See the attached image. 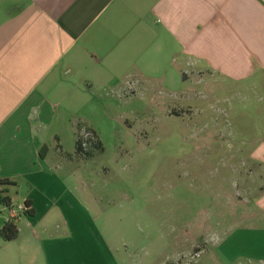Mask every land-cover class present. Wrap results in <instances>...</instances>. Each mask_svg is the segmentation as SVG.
<instances>
[{
	"label": "crops",
	"instance_id": "crops-1",
	"mask_svg": "<svg viewBox=\"0 0 264 264\" xmlns=\"http://www.w3.org/2000/svg\"><path fill=\"white\" fill-rule=\"evenodd\" d=\"M177 70L264 80V0H0V181L13 183L11 208L35 211L16 222L17 239L0 237V264H115L69 183L85 161L77 130L100 139L128 79L141 83L135 96ZM256 200V217L219 239L217 264L264 261V194ZM11 208L0 207V230Z\"/></svg>",
	"mask_w": 264,
	"mask_h": 264
},
{
	"label": "rangeland",
	"instance_id": "rangeland-1",
	"mask_svg": "<svg viewBox=\"0 0 264 264\" xmlns=\"http://www.w3.org/2000/svg\"><path fill=\"white\" fill-rule=\"evenodd\" d=\"M187 75L135 96L141 83L128 79V98H110L103 151L70 169L115 264H217L219 239L257 215L264 80Z\"/></svg>",
	"mask_w": 264,
	"mask_h": 264
},
{
	"label": "trees",
	"instance_id": "trees-1",
	"mask_svg": "<svg viewBox=\"0 0 264 264\" xmlns=\"http://www.w3.org/2000/svg\"><path fill=\"white\" fill-rule=\"evenodd\" d=\"M83 127H78L77 130V140H76V148H75V156L83 159L88 160L91 159L96 153H100L103 151V145L99 137L95 132L88 129L93 135L94 139H91L88 141V147L84 148L82 146L83 140L80 137V133ZM13 183H10L9 181H0V207L4 208H11L12 201L7 196V187L12 186ZM262 193L264 194V188L262 189ZM25 211L22 213V215L26 216H34L35 211L31 208V202L27 201L24 204ZM19 235V230L16 225V223L8 222L5 223L4 227L0 230V237L3 239L4 242H12L15 239H17Z\"/></svg>",
	"mask_w": 264,
	"mask_h": 264
},
{
	"label": "built area",
	"instance_id": "built-area-1",
	"mask_svg": "<svg viewBox=\"0 0 264 264\" xmlns=\"http://www.w3.org/2000/svg\"><path fill=\"white\" fill-rule=\"evenodd\" d=\"M80 137L83 140L82 146L84 148L88 147L89 140L94 139V135L86 127L82 128ZM24 211H25L24 205H21L17 208L9 209V217L7 218V223L8 222L16 223ZM261 264H264V261Z\"/></svg>",
	"mask_w": 264,
	"mask_h": 264
},
{
	"label": "water",
	"instance_id": "water-1",
	"mask_svg": "<svg viewBox=\"0 0 264 264\" xmlns=\"http://www.w3.org/2000/svg\"><path fill=\"white\" fill-rule=\"evenodd\" d=\"M187 79V76L186 75H184V77H183V80L185 81Z\"/></svg>",
	"mask_w": 264,
	"mask_h": 264
}]
</instances>
